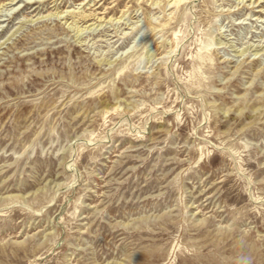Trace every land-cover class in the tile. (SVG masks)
<instances>
[{
	"label": "rangeland",
	"instance_id": "374dc122",
	"mask_svg": "<svg viewBox=\"0 0 264 264\" xmlns=\"http://www.w3.org/2000/svg\"><path fill=\"white\" fill-rule=\"evenodd\" d=\"M247 259L264 3L0 0V264Z\"/></svg>",
	"mask_w": 264,
	"mask_h": 264
},
{
	"label": "bare ground",
	"instance_id": "6f19581e",
	"mask_svg": "<svg viewBox=\"0 0 264 264\" xmlns=\"http://www.w3.org/2000/svg\"><path fill=\"white\" fill-rule=\"evenodd\" d=\"M179 1H181V0H174V2H179ZM259 1L264 3V0H259ZM79 14H80V17H82L83 19L88 20L89 18H87V17H88L89 15H93L94 13L89 12L88 14H86V13L81 12V13H79Z\"/></svg>",
	"mask_w": 264,
	"mask_h": 264
},
{
	"label": "clouds",
	"instance_id": "9594fccd",
	"mask_svg": "<svg viewBox=\"0 0 264 264\" xmlns=\"http://www.w3.org/2000/svg\"><path fill=\"white\" fill-rule=\"evenodd\" d=\"M245 264H251V260L250 259H247Z\"/></svg>",
	"mask_w": 264,
	"mask_h": 264
}]
</instances>
